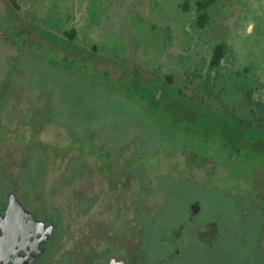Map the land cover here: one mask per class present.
<instances>
[{"label":"rangeland","instance_id":"obj_1","mask_svg":"<svg viewBox=\"0 0 264 264\" xmlns=\"http://www.w3.org/2000/svg\"><path fill=\"white\" fill-rule=\"evenodd\" d=\"M197 1L0 0V112L15 113L0 114V140L20 129L38 204L51 196L43 170L58 177L59 264L114 242L99 238L110 218L124 230L134 219V247L146 224L156 264L159 240L196 203L198 224L220 225L217 243L201 247L189 225L168 264L252 261L264 208V0H216L204 27ZM219 43L226 54L211 68ZM110 164L134 185L107 179Z\"/></svg>","mask_w":264,"mask_h":264},{"label":"flooded vegetation","instance_id":"obj_2","mask_svg":"<svg viewBox=\"0 0 264 264\" xmlns=\"http://www.w3.org/2000/svg\"><path fill=\"white\" fill-rule=\"evenodd\" d=\"M10 2L15 3V7L18 6L16 0H10ZM4 108L0 114L3 113L9 118L15 114L10 111L9 105ZM22 125L27 127L26 123ZM43 128L45 127L39 130L42 131ZM18 129L13 127L12 130ZM12 130H6L8 140H0V264H59L58 247L62 230L59 225L57 202L58 177L53 170L48 173L43 166L42 177L50 180L49 183L51 184L50 188L49 186H46L47 189L43 188L49 191L51 196L46 198L45 202L42 201L41 204H38L37 201L41 200L42 197L39 198V196L42 193L38 191L36 186L33 188L27 183L26 146L18 141L19 139L13 135ZM11 144L17 145V149L12 150ZM12 156H14L13 160ZM112 166L113 164H110L106 171L104 170L107 179H111L113 175L116 176L118 188H128L134 185L133 180H129V178H133L134 174L113 171ZM75 178L77 177L71 179ZM123 178L127 182L125 186L121 183ZM116 186H113V189H116ZM131 210L134 212V202L131 205ZM191 210L189 218L177 222L169 229V233L163 236L161 241L159 240L165 244L166 253L163 260H157L158 264H168L169 261L181 256L183 251L181 241L189 225L194 228L193 237L201 247L213 248L216 245L217 237L221 231L218 222L206 221L200 225L198 220L194 218L195 213L198 212V204H193ZM241 211H244V214L247 213V209ZM254 211L260 216L261 223L253 235L254 244L249 250L250 255L247 256L252 258V261L248 259L246 264L249 261L250 264H264V221H262L264 208L258 204ZM106 220L109 221L110 226L104 229L103 235H99V238L103 237L107 241L108 238L114 237L112 238L114 242L108 241V245L105 243L104 249L97 251V253L88 248L81 264H113L114 262L116 264L120 260H123V264H153L147 259V249L153 244L155 235L148 234L146 224L143 223L140 230L143 234L141 243L134 247V219L130 222L131 227L125 230L117 226L118 220L116 219L110 218L99 221ZM120 226L122 227V225ZM110 232L114 235L109 234ZM124 237L128 239L127 242L129 241L130 244L121 247L116 238L123 239ZM72 264L80 263L74 261Z\"/></svg>","mask_w":264,"mask_h":264},{"label":"trees","instance_id":"obj_3","mask_svg":"<svg viewBox=\"0 0 264 264\" xmlns=\"http://www.w3.org/2000/svg\"><path fill=\"white\" fill-rule=\"evenodd\" d=\"M215 1L216 0H198L197 1L196 6H197V10L199 12L198 26L204 27L205 24L208 22L209 15H208L207 11H208V8L215 3ZM72 34H74V32H72ZM225 54H226L225 44L224 43L217 44L213 50V53H212V57L210 60V67L211 68H218L220 66L221 61L223 60ZM263 121H264V118H261L260 122H263ZM237 153H240V150H238Z\"/></svg>","mask_w":264,"mask_h":264},{"label":"water","instance_id":"obj_4","mask_svg":"<svg viewBox=\"0 0 264 264\" xmlns=\"http://www.w3.org/2000/svg\"><path fill=\"white\" fill-rule=\"evenodd\" d=\"M124 262H123V260H120L118 263H116V264H123ZM113 264H115V262L113 263Z\"/></svg>","mask_w":264,"mask_h":264}]
</instances>
